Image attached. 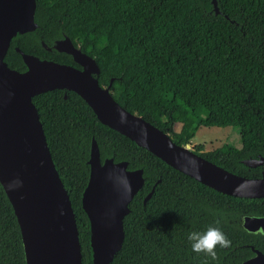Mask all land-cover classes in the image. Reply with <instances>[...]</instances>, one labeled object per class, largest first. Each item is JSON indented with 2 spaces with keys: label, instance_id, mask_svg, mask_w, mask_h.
<instances>
[{
  "label": "trees",
  "instance_id": "trees-1",
  "mask_svg": "<svg viewBox=\"0 0 264 264\" xmlns=\"http://www.w3.org/2000/svg\"><path fill=\"white\" fill-rule=\"evenodd\" d=\"M216 1L218 14L211 0H36L37 28L13 38L4 61L26 69L17 47L80 68L69 55L42 47L68 37L95 59L99 85L112 80L113 99L175 144H188L200 126L236 129L239 148L223 144L198 153L199 146L194 153L235 175L259 178L264 165L248 168L242 161L264 159V0ZM64 94L53 90L32 102L75 213L81 264H91L80 199L92 139L101 161H125L128 170L142 169L145 181L129 204L122 248L111 264H242L234 257L247 252L245 244L264 251V235L237 226L243 215L264 217V198H236L202 185L101 124L72 91ZM216 214L230 244L217 246L215 258L193 252L187 233L217 226ZM0 264H25L19 226L1 185Z\"/></svg>",
  "mask_w": 264,
  "mask_h": 264
},
{
  "label": "water",
  "instance_id": "water-1",
  "mask_svg": "<svg viewBox=\"0 0 264 264\" xmlns=\"http://www.w3.org/2000/svg\"><path fill=\"white\" fill-rule=\"evenodd\" d=\"M215 14L216 0H211ZM36 0H0V185L19 226L25 264H81L82 254L75 213L67 190L53 163L32 98L53 90L72 91L93 111L97 120L124 135L166 165L219 193L236 198H264V174L259 178L235 175L180 146L142 116L122 108L112 97L110 86H100L94 58L75 47L68 37L55 41L47 51L69 55L80 66L60 64L23 53L15 47L26 67L23 72L8 67L4 57L13 38L37 28ZM121 117L124 122L121 123ZM89 175L80 205L89 226L91 264H111L121 250L123 219L128 205L142 189V169L128 170L127 162L101 161L92 139L87 160ZM248 168L264 159H245ZM131 183L127 191L122 183ZM19 178L15 190L7 185ZM154 189L144 198H151ZM236 222H233L235 224ZM237 226L247 233L264 235V217L243 215ZM261 254L242 264H264Z\"/></svg>",
  "mask_w": 264,
  "mask_h": 264
},
{
  "label": "clouds",
  "instance_id": "clouds-1",
  "mask_svg": "<svg viewBox=\"0 0 264 264\" xmlns=\"http://www.w3.org/2000/svg\"><path fill=\"white\" fill-rule=\"evenodd\" d=\"M123 117H121V123H123ZM122 183L124 184L127 191H131V183L127 179V176L122 177ZM22 181L16 178L9 182L7 185L9 190H15L19 188ZM187 240L190 242L191 249L193 252H204L207 255L215 258L216 248L226 247L230 244L224 232L216 226H208L203 231H190L187 233Z\"/></svg>",
  "mask_w": 264,
  "mask_h": 264
},
{
  "label": "rangeland",
  "instance_id": "rangeland-1",
  "mask_svg": "<svg viewBox=\"0 0 264 264\" xmlns=\"http://www.w3.org/2000/svg\"><path fill=\"white\" fill-rule=\"evenodd\" d=\"M223 144H230L237 148L241 146L236 129L200 126L189 141L191 150L194 146L199 145L202 146L204 152L213 151Z\"/></svg>",
  "mask_w": 264,
  "mask_h": 264
},
{
  "label": "flooded vegetation",
  "instance_id": "flooded-vegetation-1",
  "mask_svg": "<svg viewBox=\"0 0 264 264\" xmlns=\"http://www.w3.org/2000/svg\"><path fill=\"white\" fill-rule=\"evenodd\" d=\"M75 63V62H74ZM240 140V139H239ZM199 147V145H196V146H194L193 147V151H196L197 150V148ZM202 147V146H201ZM196 152H198V153H200V152H203V153H206V152H210V151H206V152H204L203 151V149H200V150H197ZM105 158V157H104ZM264 164H262L260 167H262ZM263 172H261V174H262ZM142 176H143V173H142ZM144 179V178H143ZM160 182V179H158L157 181H156V183L155 184H153L152 186H151V188H150V191L152 190V189H154L155 190V186H156V184L157 183H159ZM144 185H145V181H144V184H143V187H144ZM143 187H142V189H143ZM150 191H147L146 192V195L144 196V198L149 194V192ZM154 192V191H153ZM138 194V193H137ZM136 194V195H137ZM135 195V196H136ZM167 195H169V194H165V196H164V198L167 196ZM134 196V197H135ZM133 197V198H134ZM133 200V199H132ZM144 200V199H143ZM149 200V199H148ZM147 200V201H148ZM146 201V202H147ZM146 202L144 203V204H146ZM131 203V202H130ZM129 203V204H130ZM128 208H129V205H128ZM131 211H130V209H129V213H130ZM209 212L211 213V214H214V213H216V212H213L212 211V209H210L209 210ZM128 213V214H129ZM127 214V215H128ZM218 216H221V215H218V214H216V216L213 218V219H216L215 221L216 222H218V224H217V226L216 227H219L218 225H219V223H220V221H219V219H218ZM225 235L226 234H228V233H226V231H225V233H224ZM227 237V236H226ZM262 244V243H261ZM236 247H237V244H236ZM236 247H234V249L233 250H235L236 249ZM244 247H246L247 248V252H245L244 254H242V255H240L239 257H237V255H235V257H234V259L235 258H238L237 259V262H245V261H247V260H249V259H251V258H253V257H255V256H258L259 254H261L260 255V257H262L263 259H264V251L263 250H261V249H259V248H257V247H255L254 246V244L252 243V242H249V243H247V244H245L244 245Z\"/></svg>",
  "mask_w": 264,
  "mask_h": 264
}]
</instances>
